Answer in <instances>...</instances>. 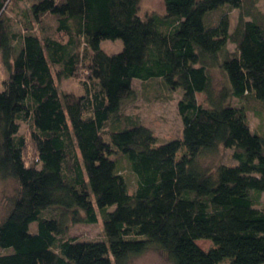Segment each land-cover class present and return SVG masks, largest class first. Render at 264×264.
<instances>
[{
	"label": "trees",
	"instance_id": "1",
	"mask_svg": "<svg viewBox=\"0 0 264 264\" xmlns=\"http://www.w3.org/2000/svg\"><path fill=\"white\" fill-rule=\"evenodd\" d=\"M10 1L0 0V179L14 191L0 264H132L151 249L171 264H264V135L232 103L264 101L260 0H163L162 14H142L143 0H27L18 21ZM47 16L53 32H36ZM106 39L122 49L106 51ZM56 77L78 78L80 92ZM157 77L182 95L183 136L163 142L122 113L134 79ZM228 148L233 163L201 160ZM100 213L106 240L68 235Z\"/></svg>",
	"mask_w": 264,
	"mask_h": 264
},
{
	"label": "rangeland",
	"instance_id": "2",
	"mask_svg": "<svg viewBox=\"0 0 264 264\" xmlns=\"http://www.w3.org/2000/svg\"><path fill=\"white\" fill-rule=\"evenodd\" d=\"M8 4V14L18 21L21 20L22 10L28 8L30 2L27 0H11ZM260 7L264 9V0H260ZM148 11L162 14L164 11L163 0H143V10L141 13L145 14ZM252 14L253 16L256 15L257 9L254 10ZM235 17L236 15L234 18ZM262 18L264 19V16H262ZM54 23V18L47 16L43 20L42 24H35L34 27L36 28V32L40 34L52 33ZM20 25V23L15 24L14 29H21L22 25ZM102 47L106 51L117 52L122 49L123 42L121 39H106L102 41ZM229 47L233 48L234 44L230 43ZM6 75L7 72L2 63L0 54V90L3 89V79ZM213 76L217 86L219 87V84L222 82L223 75L219 71H214ZM56 81L62 92H80L81 86L78 78L58 79L56 77ZM133 87L135 88L136 96L123 106L122 113H124L125 116H133L136 119L134 122H141L142 124L150 127L160 142L166 141L169 138L183 136L184 124L178 110V101L182 96L180 89L173 90L165 83L164 78L161 77L147 81L134 79ZM198 98L202 101L204 99V94L198 93ZM232 103L237 106L246 104L248 108V120L251 127L259 134L264 135V129H262V127H264V101L255 99L254 97H251L248 100H240L233 97ZM30 132L28 123L22 122L21 133H24L28 137V142L31 145L28 148L29 157H31L34 153ZM231 155L232 149H220L217 153L204 155L201 160L204 164L210 166H215L220 162L230 164L234 162ZM119 159L121 160V165L124 168V173L127 176L129 175L131 178V169L129 168L127 161L121 154L119 155ZM13 189L14 183L12 180L0 179V220L3 219L8 211L9 199L13 195ZM259 205L264 207V191L261 194ZM32 227L34 228L35 224H33ZM68 235L82 240H106L101 213L99 214V221L97 223L81 222L73 224ZM198 243L203 248L207 249L212 244V241L208 239H199ZM132 264H171V262L161 251L151 249L144 254L135 257Z\"/></svg>",
	"mask_w": 264,
	"mask_h": 264
}]
</instances>
